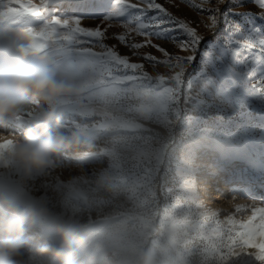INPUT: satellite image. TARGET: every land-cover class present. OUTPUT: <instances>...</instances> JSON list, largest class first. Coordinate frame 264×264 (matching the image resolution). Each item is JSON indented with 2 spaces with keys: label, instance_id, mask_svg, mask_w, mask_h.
Masks as SVG:
<instances>
[{
  "label": "rangeland",
  "instance_id": "rangeland-1",
  "mask_svg": "<svg viewBox=\"0 0 264 264\" xmlns=\"http://www.w3.org/2000/svg\"><path fill=\"white\" fill-rule=\"evenodd\" d=\"M154 2L197 30L204 38L198 50L180 49L176 40L187 37L163 13L165 23L144 31L167 29L165 36L141 34L157 14L147 0H0V36L25 32V51L82 85L79 96L58 108L59 130L75 134L79 144L31 177L0 158V177L23 186L22 205L51 210L28 233L33 245L58 246L60 219L85 224L79 264H121L137 249L166 240L179 264H264L255 247L264 244L258 236L264 212L248 221L249 205H264V177L254 174L264 175V52L258 38L256 49L245 50L247 32H225L222 15L219 27L209 30L211 17L200 9H231L240 16L229 20L262 35L264 20L251 0ZM119 35L128 45L150 40L172 59L151 45L134 50L114 38ZM147 54L157 59H144ZM189 56L195 61L185 62ZM87 104L106 114L69 110ZM9 124L0 131L23 135ZM216 144L218 157L208 158L206 149ZM8 189L0 182V193ZM212 207L213 214H205ZM25 253L27 264H57L51 256Z\"/></svg>",
  "mask_w": 264,
  "mask_h": 264
},
{
  "label": "clouds",
  "instance_id": "clouds-1",
  "mask_svg": "<svg viewBox=\"0 0 264 264\" xmlns=\"http://www.w3.org/2000/svg\"><path fill=\"white\" fill-rule=\"evenodd\" d=\"M29 48L25 32L14 31L0 38V127L9 121H18L32 111L31 124L22 136L0 131V158L21 170L26 177L43 174L53 166L58 154L79 144L75 134L69 137L59 130L58 108L59 102L79 96L82 91L81 84L61 77L47 60L26 55L25 50ZM37 98L47 107L32 110V101ZM0 203L6 206L5 214L0 215V264H27L26 249L30 259L51 256L57 264H79L81 233L85 229L79 219L69 217L55 222L58 246L33 245L28 233L41 218L50 217L51 210L47 206H21L3 200ZM249 207H252L249 222L264 212V205ZM258 236L264 240V229ZM122 264H179V261L172 255L171 244L166 240L122 257Z\"/></svg>",
  "mask_w": 264,
  "mask_h": 264
},
{
  "label": "snow or ice",
  "instance_id": "snow-or-ice-1",
  "mask_svg": "<svg viewBox=\"0 0 264 264\" xmlns=\"http://www.w3.org/2000/svg\"><path fill=\"white\" fill-rule=\"evenodd\" d=\"M188 3H192V0H187ZM202 2H207V3H211L212 0H202ZM218 3H223L224 0H217ZM251 2L253 4H255L257 6V8L259 9L258 13L256 14V17L264 20V0H251ZM148 3V8L149 9H154L156 11V15L152 16L149 20L148 23H145L142 26L141 29V34H145V35H156L158 37H163L165 36L166 32L169 31L167 29H160L159 31L156 32H145V29H148L150 27H157L159 28L160 24L165 23L166 21L162 20L160 18V13H163L164 16L168 17V20L173 21L176 24V27L181 31V33H183L187 39H177L176 43L178 44V46L180 47V49L182 51H196L198 50V46L203 42L204 38L201 37L198 33L197 30L195 28L190 27L186 21H182L179 20L173 16H171L170 13L167 12V10L159 3H155L154 0H147ZM193 7H197V5L192 4ZM201 11H206L208 12V14L211 17V21L209 24V30H213L215 28L219 27L220 21L217 19L218 15H222L223 17V24H224V31L225 32H230L233 35L237 34V33H244L247 32L249 39L247 42L243 43L242 47L245 50L248 49H256L257 47V38H258V44H259V49L261 52H264V35H262L260 33V29L257 27H252L249 30H245L241 24L237 23L234 20H229L228 17L231 16H240L239 13H235L232 12L231 9H227L225 10L222 14L219 12V9H200ZM247 15H251V13L247 14ZM153 22H155L153 24ZM97 35H100V33H97ZM115 39H117L120 43L125 44L126 46H129L132 49H139L141 47H144L146 45H151L153 47H156L158 51L162 52L164 54L165 57H167L168 59H172L171 58V54L168 53V51L164 48H161L159 45H152L151 41L148 40L146 41V44H139V43H132L131 45L127 44V37L125 35H119L114 37ZM240 44H235L234 47H240ZM125 59H127V57H125ZM144 59L147 60H156V57L151 56L150 54H147L144 56ZM180 57H176L175 61L179 62L180 61ZM185 62L188 61H195V57L194 56H189L184 58ZM132 67H138V65H132ZM264 83V82H262ZM255 247H257L259 249V251L261 253H264V244L261 245H255Z\"/></svg>",
  "mask_w": 264,
  "mask_h": 264
},
{
  "label": "bare ground",
  "instance_id": "bare-ground-1",
  "mask_svg": "<svg viewBox=\"0 0 264 264\" xmlns=\"http://www.w3.org/2000/svg\"><path fill=\"white\" fill-rule=\"evenodd\" d=\"M33 12V11H32ZM0 38H2L1 36H0ZM42 39V38H41ZM41 39L39 40L40 42H42L41 41ZM36 41V40H35ZM44 41V40H43ZM47 45V44H46ZM43 46H44V44L43 45H41V47L43 48ZM49 46V45H48ZM47 46V47H48ZM41 48V49H42ZM32 49V48H31ZM34 50V49H33ZM40 51V50H39ZM25 54L26 55H32L33 53L31 52V51H25ZM44 105H46V104H44V103H42L41 101H39V100H37V99H35V100H33L32 101V104H31V107H32V110H39L41 107H43ZM59 110V109H58ZM69 110H79V111H81L82 110V112H86V111H88V112H93V113H100V114H106L105 113V111H103L98 105H90V104H87V105H82V106H73L72 108H70ZM31 121H32V111H29V112H27V113H25L23 116H22V118L20 119V120H13V121H9V123L10 124H12L11 126L12 127H18V129H20V131L21 130H26V128L27 127H29L30 126V124H31ZM233 124L234 123V125L236 124V121L235 120H233V121H231L230 122V124ZM9 124V125H10ZM7 126V125H6ZM5 127V126H4ZM4 127H2V128H4ZM233 127V126H232ZM24 133V132H23ZM18 135V134H17ZM234 148L235 147H231L230 149L231 150H234ZM208 153L207 154V157L208 158H210L211 156H216V157H218V155H219V149H218V145L216 144L214 147H211V148H209V149H206V151H205V153ZM240 161H242V165L244 164V165H250V162H251V164L254 162V160L253 161H251V160H240ZM228 162V161H227ZM207 165V164H206ZM260 166L259 165H256V162H255V164L253 165V169H258ZM264 167V166H263ZM196 169H198V168H192V170H196ZM256 176L255 177H258V178H260V177H264V175H262L263 174V171H260V172H256V173H254ZM7 177H0V182L2 183V182H5V184H7L8 185V191H6V192H3V193H0V199L2 198V199H6L8 202H12V203H15V204H18V205H21V206H24V205H22L23 203H20V201H23L24 199L22 198L23 196H27V194L25 193V191H24V189H23V186L21 185H17V182L16 181H14V182H16V183H12L11 181H9V180H3V179H6ZM259 180H261V179H259ZM188 185H187V182H186V184L184 185V187H187ZM12 188V189H11ZM19 189V191L21 190V192L23 193V195H21V194H19V195H16V194H14L13 193V189ZM11 189V190H10ZM263 190H264V188H263ZM263 194H264V192H263ZM210 198H212V197H210ZM211 205V204H210ZM3 208L2 209H0V212H2V210L3 209H6V206H2ZM214 207H212V208H210V209H207L206 211H205V214H208V215H211V214H213V212H214ZM6 212V211H5ZM5 212H4V214H5ZM37 226H39L38 225V223H37ZM29 264H32V263H29ZM121 264H122V262H121Z\"/></svg>",
  "mask_w": 264,
  "mask_h": 264
}]
</instances>
